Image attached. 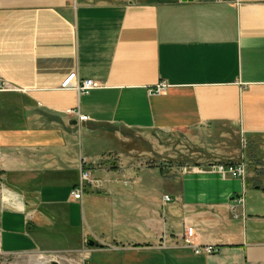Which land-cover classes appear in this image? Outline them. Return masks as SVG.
I'll return each mask as SVG.
<instances>
[{
	"label": "crops",
	"instance_id": "obj_1",
	"mask_svg": "<svg viewBox=\"0 0 264 264\" xmlns=\"http://www.w3.org/2000/svg\"><path fill=\"white\" fill-rule=\"evenodd\" d=\"M72 73L95 87L62 88ZM0 79L2 253L264 264V0H0ZM225 125L244 161H101L119 129ZM238 163L244 178L213 168Z\"/></svg>",
	"mask_w": 264,
	"mask_h": 264
},
{
	"label": "rangeland",
	"instance_id": "obj_2",
	"mask_svg": "<svg viewBox=\"0 0 264 264\" xmlns=\"http://www.w3.org/2000/svg\"><path fill=\"white\" fill-rule=\"evenodd\" d=\"M220 132L174 131L154 133L119 129L111 137L114 151L107 149L99 151L102 164L119 169L124 159L127 164L138 162L142 166L170 164L174 167L181 165H196L203 159L218 157L229 161L245 160L246 149L244 140L236 126L225 125ZM97 141V140H96ZM100 143V142H99ZM264 150V143L262 144ZM120 151V152H118ZM71 261L65 264H77L81 256L71 255ZM54 264L38 253L8 255L0 251V264Z\"/></svg>",
	"mask_w": 264,
	"mask_h": 264
},
{
	"label": "built area",
	"instance_id": "obj_3",
	"mask_svg": "<svg viewBox=\"0 0 264 264\" xmlns=\"http://www.w3.org/2000/svg\"><path fill=\"white\" fill-rule=\"evenodd\" d=\"M95 87V81L94 80H87L82 83H79L77 81V75L76 73H72L63 83L62 88H74L77 89L79 92H88L89 90L93 89ZM164 85H160L158 87L157 92H161L164 89ZM7 84L4 80L0 79V92L7 90ZM80 120L87 121L89 120V117L86 115H81ZM214 169H216L219 173L223 175H229L231 177L235 178H244L246 176V167L243 163H238L236 165L230 164V165H217L213 166ZM90 180V172L84 171L82 175V181ZM83 192V184L79 189H76L74 191V197L80 198ZM166 199H169V196H166ZM243 201V198H238L237 202L241 203ZM235 209V205L233 207ZM187 236L192 237L194 235V228L193 227H187L186 229ZM187 242L191 243L189 239H186ZM198 253L201 252L200 249L196 250ZM203 251L207 253H212L215 251V248L213 246H208L203 249Z\"/></svg>",
	"mask_w": 264,
	"mask_h": 264
},
{
	"label": "water",
	"instance_id": "obj_4",
	"mask_svg": "<svg viewBox=\"0 0 264 264\" xmlns=\"http://www.w3.org/2000/svg\"><path fill=\"white\" fill-rule=\"evenodd\" d=\"M90 245H91V246H97V247L102 246V245H100L99 243H96L95 241H90Z\"/></svg>",
	"mask_w": 264,
	"mask_h": 264
},
{
	"label": "bare ground",
	"instance_id": "obj_5",
	"mask_svg": "<svg viewBox=\"0 0 264 264\" xmlns=\"http://www.w3.org/2000/svg\"><path fill=\"white\" fill-rule=\"evenodd\" d=\"M39 264H43V262H39Z\"/></svg>",
	"mask_w": 264,
	"mask_h": 264
}]
</instances>
